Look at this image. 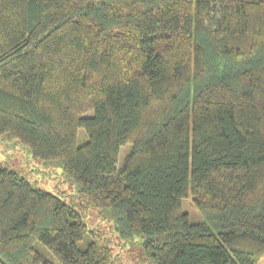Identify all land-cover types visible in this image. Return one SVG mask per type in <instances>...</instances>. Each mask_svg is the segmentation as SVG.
Returning <instances> with one entry per match:
<instances>
[{"label": "trees", "instance_id": "obj_1", "mask_svg": "<svg viewBox=\"0 0 264 264\" xmlns=\"http://www.w3.org/2000/svg\"><path fill=\"white\" fill-rule=\"evenodd\" d=\"M0 138L60 166L152 264H257L264 0H0ZM83 218L0 167V264L121 259Z\"/></svg>", "mask_w": 264, "mask_h": 264}, {"label": "rangeland", "instance_id": "obj_2", "mask_svg": "<svg viewBox=\"0 0 264 264\" xmlns=\"http://www.w3.org/2000/svg\"><path fill=\"white\" fill-rule=\"evenodd\" d=\"M79 144H84L88 138L84 130L78 132ZM131 150V144L123 146L120 150L119 165ZM0 167H9L27 179L34 187L58 196L62 201L70 204L84 215V222L90 231H99L112 242L110 245L115 253L121 254V259L114 264H152L151 259L146 254L144 238L135 237L124 242L113 227L110 220H105L93 208L89 207L86 199L81 197L77 188L69 183L60 166L46 167L42 161L34 157L31 152L23 149L11 141H4L0 138ZM182 209L188 213L194 223L203 222L204 218L197 210L191 193L182 200ZM91 234L80 243L81 249H86ZM257 264H264V258Z\"/></svg>", "mask_w": 264, "mask_h": 264}]
</instances>
